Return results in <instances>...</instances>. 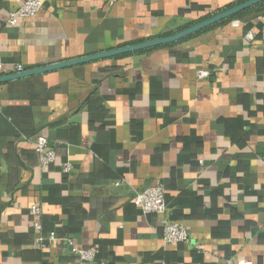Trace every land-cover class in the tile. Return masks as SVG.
Masks as SVG:
<instances>
[{
    "label": "crops",
    "instance_id": "1",
    "mask_svg": "<svg viewBox=\"0 0 264 264\" xmlns=\"http://www.w3.org/2000/svg\"><path fill=\"white\" fill-rule=\"evenodd\" d=\"M41 1L11 27L18 0H0V77L161 38L246 0ZM235 21L0 84V264H78L69 243L96 250L92 264H264V14ZM38 137L55 153L44 168ZM157 184L166 210L145 214L132 200ZM168 223L188 240L164 246Z\"/></svg>",
    "mask_w": 264,
    "mask_h": 264
},
{
    "label": "built area",
    "instance_id": "2",
    "mask_svg": "<svg viewBox=\"0 0 264 264\" xmlns=\"http://www.w3.org/2000/svg\"><path fill=\"white\" fill-rule=\"evenodd\" d=\"M18 8L11 11L8 14L7 25L13 27L16 25L18 20H25L34 18L43 8V3L41 0H18ZM232 25L238 27L240 23L238 21L232 22ZM251 40V35L246 36ZM23 70L19 67L17 72L20 73ZM206 71H198V78H206L208 76ZM2 115V107L0 104V116ZM34 151L39 157V163L42 168L49 166L55 161V153L48 146V141L44 137H38L34 142ZM71 171V166L66 164L63 167L64 173H69ZM165 191L161 184L155 186L147 187L144 191L137 194L132 203L139 206L143 213L145 214H162L166 210L165 204ZM39 208L37 206H31L29 213L31 216L35 217L38 215ZM33 227L35 230H40V225L34 223ZM55 240V235L51 233L49 235V241ZM164 246H172L179 243H184L188 240V231L185 227L177 223H168L164 230L161 238ZM41 242V240H37ZM40 244V243H39ZM70 245V252L75 255L78 259V264H92L94 258L97 254L96 250L89 249L85 250L80 247L75 246L72 243ZM164 264V263H162Z\"/></svg>",
    "mask_w": 264,
    "mask_h": 264
},
{
    "label": "water",
    "instance_id": "3",
    "mask_svg": "<svg viewBox=\"0 0 264 264\" xmlns=\"http://www.w3.org/2000/svg\"><path fill=\"white\" fill-rule=\"evenodd\" d=\"M263 1L264 0H247L241 4H238L236 6L228 8L224 11H221V12H219V13H217V14H215V15H213V16H211V17H209L203 21L195 23V24H193V25H191V26H189L183 30H180V31H178L172 35L166 36V37L148 40V41L137 43V44L127 45V46H123V47L113 49L110 51H106L103 53H98V54L82 57L79 59L66 61L63 63L49 65V66H46L43 68L33 69V70H29V71H23V72L16 73L13 75L0 77V84L7 83L10 81H14V80H18V79L27 78V77L34 76V75H39V74L55 71V70H59V69L69 68V67L77 66L80 64L98 61L101 59H107V58L117 57V56L126 55V54H130V53H136V52L149 50V49L157 48L160 46H165L168 44L176 43V42H178L184 38H187L193 34H196L202 30H205V29L209 28L210 26H213V25H215V24H217V23L241 12V11H244L245 9L253 7V6H255V5H257Z\"/></svg>",
    "mask_w": 264,
    "mask_h": 264
},
{
    "label": "trees",
    "instance_id": "4",
    "mask_svg": "<svg viewBox=\"0 0 264 264\" xmlns=\"http://www.w3.org/2000/svg\"><path fill=\"white\" fill-rule=\"evenodd\" d=\"M246 1H247V0H246ZM231 7H232V6H231ZM256 14H262V15L264 14V1L261 2V3H259V4H257V5H255V6H253V7H250V8H248V9H245L244 11H241V12H239V13H237V14H235V15H233V16H231V17H229V18H227V19H225V20H223V21H221V22H219V23L213 25V26H210L209 28H207V29H205V30H202V31H200V32H198V33H196V34H193V35H191V36H189V37H187V38H184V39H182V40H180V41H178V42H176V43L168 44V45H165V46H173V45H177V44H179L180 42L186 41V40H188V39H190V38H192V37H194V36L200 34V33L203 32V31H206V30L212 29V28L217 27V26H221V25L227 24V23H229V22H231V21H235V20L242 21V20L247 19V18H249L250 16H252V15H256ZM187 27H188V26H187ZM184 28H186V27H184ZM180 30H181V29H180ZM171 34H172V33H168V34H166L164 37L169 36V35H171ZM146 51H149V50H144V51H141V52H146ZM141 52H139V53H141ZM121 56H123V55H121ZM96 256H97V255H96ZM96 256H95L94 259H96Z\"/></svg>",
    "mask_w": 264,
    "mask_h": 264
},
{
    "label": "rangeland",
    "instance_id": "5",
    "mask_svg": "<svg viewBox=\"0 0 264 264\" xmlns=\"http://www.w3.org/2000/svg\"><path fill=\"white\" fill-rule=\"evenodd\" d=\"M172 34H174V33H172Z\"/></svg>",
    "mask_w": 264,
    "mask_h": 264
}]
</instances>
